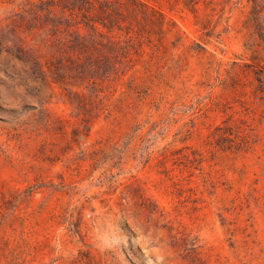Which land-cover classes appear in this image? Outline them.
Here are the masks:
<instances>
[{
  "label": "rangeland",
  "instance_id": "1",
  "mask_svg": "<svg viewBox=\"0 0 264 264\" xmlns=\"http://www.w3.org/2000/svg\"><path fill=\"white\" fill-rule=\"evenodd\" d=\"M139 1L99 75L0 0V264H264L252 1Z\"/></svg>",
  "mask_w": 264,
  "mask_h": 264
},
{
  "label": "trees",
  "instance_id": "2",
  "mask_svg": "<svg viewBox=\"0 0 264 264\" xmlns=\"http://www.w3.org/2000/svg\"><path fill=\"white\" fill-rule=\"evenodd\" d=\"M246 24L250 44L245 45L252 59L264 53V0H251ZM32 5V4H31ZM38 11L48 20L54 11L52 29L55 41L67 54V62L83 71L106 75V71L128 59L140 39L128 19L145 17L147 7L139 0H39ZM32 8V7H31ZM162 20L163 16L159 14ZM46 20V21H47ZM161 22V21H160ZM259 65V61L256 62ZM255 73L253 93L264 100V64Z\"/></svg>",
  "mask_w": 264,
  "mask_h": 264
}]
</instances>
